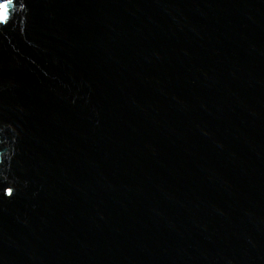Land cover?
Returning a JSON list of instances; mask_svg holds the SVG:
<instances>
[{
  "label": "water",
  "instance_id": "95a60500",
  "mask_svg": "<svg viewBox=\"0 0 264 264\" xmlns=\"http://www.w3.org/2000/svg\"><path fill=\"white\" fill-rule=\"evenodd\" d=\"M0 4V264H264V0Z\"/></svg>",
  "mask_w": 264,
  "mask_h": 264
},
{
  "label": "snow or ice",
  "instance_id": "6c2138e0",
  "mask_svg": "<svg viewBox=\"0 0 264 264\" xmlns=\"http://www.w3.org/2000/svg\"><path fill=\"white\" fill-rule=\"evenodd\" d=\"M7 9L8 5L7 4H0V21H7L8 16H7Z\"/></svg>",
  "mask_w": 264,
  "mask_h": 264
}]
</instances>
